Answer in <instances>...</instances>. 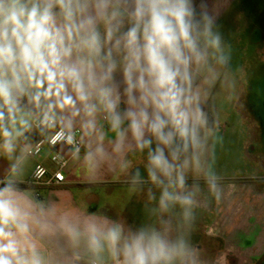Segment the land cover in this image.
Segmentation results:
<instances>
[{
	"label": "clouds",
	"instance_id": "1",
	"mask_svg": "<svg viewBox=\"0 0 264 264\" xmlns=\"http://www.w3.org/2000/svg\"><path fill=\"white\" fill-rule=\"evenodd\" d=\"M243 71L205 0H0V264H203L191 231L223 196L217 100ZM57 141L89 182L146 190L151 222L22 187Z\"/></svg>",
	"mask_w": 264,
	"mask_h": 264
},
{
	"label": "rangeland",
	"instance_id": "2",
	"mask_svg": "<svg viewBox=\"0 0 264 264\" xmlns=\"http://www.w3.org/2000/svg\"><path fill=\"white\" fill-rule=\"evenodd\" d=\"M248 4L253 6L237 8V15H244L238 23L225 22L218 26L225 41L231 44L233 70H244L243 74L237 73L240 84H236L232 98L221 94L217 100L220 113L217 136L222 139L215 144L214 166L223 177L222 186L258 185L264 181V37L261 33L256 34L260 29L259 23L250 31L256 12L261 9V0H249ZM132 159L135 167L143 169V157L137 155ZM98 196L100 207L112 206L116 214L123 213L119 216L122 220L136 224L151 222L146 210L149 206L146 190L132 191L123 180L110 186L103 185L98 189ZM199 218L200 213L197 212L191 231V240L196 248L197 243L207 241L204 237L218 240L217 227L202 228L206 218L198 224ZM208 232L211 236L207 235Z\"/></svg>",
	"mask_w": 264,
	"mask_h": 264
},
{
	"label": "crops",
	"instance_id": "3",
	"mask_svg": "<svg viewBox=\"0 0 264 264\" xmlns=\"http://www.w3.org/2000/svg\"><path fill=\"white\" fill-rule=\"evenodd\" d=\"M248 2L249 0H205L209 12L217 16L218 26L225 22L238 23L244 15L240 12L242 17L237 15V8L253 6ZM196 3L199 5L200 0H196ZM260 7L261 9L256 12L255 19L250 25V31L259 23L260 29L256 34L261 33L264 37V0H261ZM233 10L234 14L232 15ZM57 152L69 161V166L64 170L66 183L52 188L26 185L37 166H44L50 172L56 171L57 167L52 162V158ZM7 163L6 160L0 159V175H3ZM135 164L133 161V167ZM24 179L25 184L22 185L40 194L41 199L64 201L73 206L82 205L89 212L104 211L115 219H121L119 216L123 214H116L110 205L100 207L98 189L103 185L110 186L121 183L125 177L119 173L105 172L94 182H89L86 172L71 160L68 147L61 146L58 150L46 147L39 157L31 159ZM222 188L223 196L219 202L208 197L197 209L201 217L198 224L206 218L202 228L215 226L218 231L216 235L218 240H208L209 238L204 237L207 240L205 243H197L203 263L264 264V181L258 185L228 184ZM207 235L211 236L209 232Z\"/></svg>",
	"mask_w": 264,
	"mask_h": 264
},
{
	"label": "built area",
	"instance_id": "4",
	"mask_svg": "<svg viewBox=\"0 0 264 264\" xmlns=\"http://www.w3.org/2000/svg\"><path fill=\"white\" fill-rule=\"evenodd\" d=\"M61 146H66L62 142H55V143H45L42 144L36 153L34 154L33 158L39 157L46 147L51 148L53 150H58ZM52 162L57 167L55 172H50L44 166H37L33 173L31 174L29 180L26 182L28 186H34L39 188H52L56 186H60L66 183V176L64 174V170L68 165V159L62 156L60 153H56L53 158ZM40 196V194H38Z\"/></svg>",
	"mask_w": 264,
	"mask_h": 264
},
{
	"label": "trees",
	"instance_id": "5",
	"mask_svg": "<svg viewBox=\"0 0 264 264\" xmlns=\"http://www.w3.org/2000/svg\"><path fill=\"white\" fill-rule=\"evenodd\" d=\"M22 187H25V185H21Z\"/></svg>",
	"mask_w": 264,
	"mask_h": 264
}]
</instances>
